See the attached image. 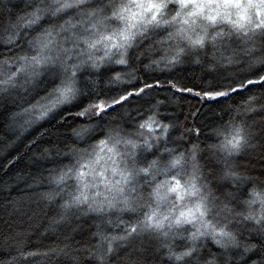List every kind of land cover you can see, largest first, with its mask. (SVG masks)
<instances>
[{"label": "snow or ice", "instance_id": "snow-or-ice-1", "mask_svg": "<svg viewBox=\"0 0 264 264\" xmlns=\"http://www.w3.org/2000/svg\"><path fill=\"white\" fill-rule=\"evenodd\" d=\"M0 20H6L0 23V103H15L17 89L43 87L46 92L43 102L10 113L9 128L21 114L28 115L26 124L50 114L62 124H67L65 113L80 120L69 126L67 141L41 152L47 158L54 150L68 162L48 169L55 188L40 195L54 201L73 181L68 199L60 203V219L72 209L95 215L99 251L89 255L96 264H107L120 247L137 240L155 242L159 264H264V190H249L240 201L246 210L231 207L243 195L237 183L243 178L230 158L255 147V134L235 118L213 129L221 139L207 148L221 155L216 165L212 160L207 165L222 167L209 178L197 159L199 144L184 143L186 133L199 137L201 129L181 130L179 118L169 111L176 93L218 101L248 91L249 85L264 87V67L252 78L200 91L174 76L136 75L145 55L142 42L153 36L159 39L149 49L160 45L163 55L143 64L145 70L172 72L185 58L201 64L209 46L213 60L231 64L237 49L228 56L224 52L233 39L243 45L239 51L250 64L264 65V0H29L23 10L0 0ZM214 67L208 64L209 70ZM133 79L137 84L131 89L113 87ZM151 90L172 97L158 99ZM129 98L143 103L133 107ZM104 223H115L119 233L106 234L100 227ZM233 223L255 233V242H242ZM177 237L186 241L179 251ZM209 243L220 251L205 256Z\"/></svg>", "mask_w": 264, "mask_h": 264}, {"label": "trees", "instance_id": "trees-1", "mask_svg": "<svg viewBox=\"0 0 264 264\" xmlns=\"http://www.w3.org/2000/svg\"><path fill=\"white\" fill-rule=\"evenodd\" d=\"M11 2L16 6V10H23L29 0ZM0 23H6V20H0ZM157 39L159 37L153 36L150 40L142 42L145 55L141 58L143 63L138 64L137 79L155 76L164 80L166 77L174 76L181 84L200 91L213 89L217 85L231 83L233 80L252 78L253 73L264 67L260 64H250V58L239 51L243 45L232 42L231 47L224 52V55L228 56L233 54V48L237 49L234 62L231 64L218 59L213 60V49L209 46L208 54L202 56L201 64L185 58L186 62L178 65L172 72L145 70L143 64L149 63L151 58L163 55L160 45L149 49V45ZM261 54V51L255 53L257 56ZM219 55L220 53L216 52V56ZM209 63L215 65L214 69L209 70ZM152 67L155 68V65ZM137 79L127 80L113 87L118 90L131 89L137 84ZM248 89L233 93L230 99L218 98V101L191 93H176V98L171 99L169 105V111L179 118L181 130L184 126L201 129L199 137L195 132L191 135L186 133L184 143L186 146H190L189 141L199 144L202 151L197 159L204 174L209 178L218 175L219 168L222 167L218 165L210 170L207 165L208 160H212L213 165H216V160L221 155L216 153L213 156L207 148L208 144H216L221 139L214 135L213 129L227 124L230 118H235L236 123L242 124L245 129L255 134L252 140L255 147L245 148L239 155L230 158L235 170L243 178L242 182H237L243 195L231 205L236 211L246 210L240 201L248 198V192L253 186L258 190H264V87L249 85ZM16 93L15 103L11 101L6 105L0 103V264L6 261L10 264H96L89 255L92 249L99 251L97 248L99 237L93 235L99 223L95 215H83L72 209L64 214L65 219H60L62 214L60 203L68 199L69 191L73 190L71 187L73 181L67 182L68 187L54 201L43 199L40 195L55 188V185L48 182V169L53 168L61 160L64 163L68 162V158L56 155L54 150L47 158L41 157V152L67 141L72 135L69 126L73 123L79 124L80 120L65 113L67 124H62L58 115L52 118L50 114L39 124L30 126L24 123L28 115L21 114L9 128L10 113L18 111L21 105L26 107L30 103L43 102L41 98L46 95L43 87L28 91L17 89ZM150 95L158 99L172 97V93H165L162 90H151ZM250 96L254 99L248 101ZM148 98L144 97L145 100ZM129 99L133 107L143 103L139 99ZM249 106L253 110L245 111ZM238 108L241 110L239 114L236 111ZM71 111L74 113L76 109L71 108ZM131 114L135 115V112ZM35 179H39L40 183L34 184ZM230 189L234 190L231 184ZM111 218L115 222V213L111 214ZM100 227L106 234H118L120 231L115 227V223H104ZM230 227L240 231L238 238L242 242H255V233L249 235L243 225L233 223ZM184 243L186 241L177 237L174 241L176 250H181ZM154 247V241L145 240L143 245L139 240L133 241L128 246L120 247L107 264H159L160 257L155 254ZM209 250L220 251L209 243L208 248L203 250L205 256ZM29 252L32 255H24Z\"/></svg>", "mask_w": 264, "mask_h": 264}, {"label": "rangeland", "instance_id": "rangeland-1", "mask_svg": "<svg viewBox=\"0 0 264 264\" xmlns=\"http://www.w3.org/2000/svg\"><path fill=\"white\" fill-rule=\"evenodd\" d=\"M232 42H237V43H239V41H236L235 39H233V41ZM240 44V43H239ZM229 49V48H228ZM102 54V53H101ZM116 65H113L112 67H115ZM29 117H27V119H28ZM27 119H24V123H25V120H27ZM44 119V118H43ZM43 119H40V120H38V121H36V122H34L35 124H39L40 122H41V120H43ZM34 123H30V124H28V125H30V126H33V125H35Z\"/></svg>", "mask_w": 264, "mask_h": 264}, {"label": "bare ground", "instance_id": "bare-ground-1", "mask_svg": "<svg viewBox=\"0 0 264 264\" xmlns=\"http://www.w3.org/2000/svg\"><path fill=\"white\" fill-rule=\"evenodd\" d=\"M26 119H27V117H26ZM22 122V121H21ZM35 124V123H34ZM27 127V126H26ZM23 130V129H22ZM21 132V131H20Z\"/></svg>", "mask_w": 264, "mask_h": 264}]
</instances>
